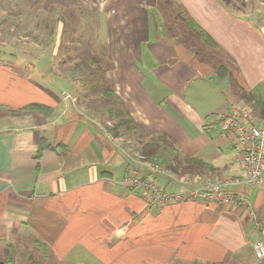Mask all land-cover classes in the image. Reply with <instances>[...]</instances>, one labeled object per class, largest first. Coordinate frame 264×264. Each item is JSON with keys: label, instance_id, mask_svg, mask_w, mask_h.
<instances>
[{"label": "crops", "instance_id": "0c3cea01", "mask_svg": "<svg viewBox=\"0 0 264 264\" xmlns=\"http://www.w3.org/2000/svg\"><path fill=\"white\" fill-rule=\"evenodd\" d=\"M168 1L178 9L174 21L192 20L214 45L188 28L186 35L202 46H189L192 52L178 32L169 35L152 27L157 0H48L43 5V11L48 6L82 8L109 25L107 87L148 138L141 142L121 130L137 135L133 123L120 126L121 119L112 113L104 123L100 112L76 105L72 91L60 94L58 86L39 83L36 74L15 61L23 52L6 48L15 62L0 60L5 83L0 100L7 106L0 105L7 109L0 111V264L7 259L27 264L34 255L35 264H244L253 254L258 233L242 207L202 200L153 204L144 186L123 184L133 175L168 194L182 191L167 175L123 158L129 154L137 163L140 157L134 153L154 135L172 139L183 159L196 158L214 170L192 176L241 177L240 164L218 127L219 114L229 103L243 102L242 92H253L264 102V17L258 27L251 22L249 0ZM58 23L64 29L63 17ZM207 79L217 80L215 88L223 85L216 97ZM159 87L166 89L165 98ZM170 101L179 119L162 105ZM30 105L47 111L8 112ZM40 145L44 149L38 153ZM167 163L164 169L172 162ZM230 190L249 200L264 226V183Z\"/></svg>", "mask_w": 264, "mask_h": 264}, {"label": "rangeland", "instance_id": "374dc122", "mask_svg": "<svg viewBox=\"0 0 264 264\" xmlns=\"http://www.w3.org/2000/svg\"><path fill=\"white\" fill-rule=\"evenodd\" d=\"M38 1L39 3H37ZM46 1L48 0H0L1 51L5 52L7 47L12 50L19 49L23 54H19L15 61H19V63L23 64L25 71L36 74V80L39 81V83L42 85L50 83L52 86H58L56 89L60 94L62 92L69 93L72 91L78 99L76 105L89 106L96 112H100L99 119L104 123H106L107 120H111L109 113H112L114 117L119 116L121 120L130 121L133 123L132 125L137 128V135H133L129 132V129L122 128L121 130L124 135L130 137L131 140H134V136L140 142L142 140H147L148 138L144 137L140 127L127 112L124 104L116 103L113 97L105 95L104 93L105 89L110 90L109 87H107L104 71L106 68L112 66L111 62L107 60V41H109L107 33L110 30L109 25L106 22H100V18H97L98 16L95 12L84 11L82 8L69 7L67 11H61V9L56 6H48L47 11H43V5H45ZM247 7L246 5L245 8ZM153 9L157 18L156 23L153 21V17L151 18L150 25L152 27L156 24L157 30L160 28L162 32L169 35L178 32L179 37L184 36L183 42L186 43L188 47L192 45L194 48L202 47L200 45L197 46V40L195 38L186 35V32L189 30L186 19L183 21L173 20L174 15H177L178 9L171 1L157 0L156 6ZM248 9L250 11L249 16L251 17V22L258 27L260 20H263L262 17H264L262 16V14H264V0H249ZM36 11L39 13H36ZM7 12L9 13L6 14ZM61 17H63L65 24H62L64 25V29L62 28V30H59L60 24L58 21L61 20ZM169 25H172L173 29H170ZM177 38L178 37L174 38V40L177 41ZM54 50L56 51L53 54ZM189 50L193 52V47H189ZM6 58H8L10 62H15L11 59L13 57L7 53V50L5 54H0V60H5ZM218 60L215 59V61ZM216 81L215 79L214 83ZM206 82L212 85V88L216 91L214 92L212 90L210 92L213 97L220 94L221 91L218 89L219 84L217 88H215L214 83H211L208 79ZM155 83L154 86H157ZM3 86H5V83L2 84L0 76V94ZM154 86H151L149 89L150 91L153 90L152 94L156 93L158 90ZM219 86L223 87L221 84ZM159 89H161L159 90L160 95L165 98L163 92L166 89L162 87H159ZM103 93L104 95H102ZM63 96L64 99L69 98L66 94H63ZM84 101L87 102L84 103ZM211 102L212 101L205 103V106L208 107ZM0 105L7 107L1 100ZM162 105L171 114L175 116L178 114L180 116L171 101L163 102ZM247 106H250L254 112L250 103ZM178 115L177 117L179 119L180 117ZM150 140L158 144L155 157L145 160L140 152L138 153L136 151L134 154H136V157H140L136 158V160L140 162L137 161V163H133V159L129 154H126V156L122 155L123 158L125 157V161L130 165L134 164L135 166L136 164L137 168H144L148 165V167H150H145V171L150 170L154 174L165 175L157 171H164V166L168 164V161L174 164L177 161L183 160V158L180 157V155H182L181 151H175L173 147L177 145H175L169 137L154 135ZM148 142L149 140L142 143L146 144ZM141 163L143 165H141ZM168 174L174 177L182 176H178L171 171ZM126 177L135 178L133 175H127ZM138 180L139 184L134 186L143 187L146 183L156 184L153 181ZM251 206L253 210V205L251 204ZM254 228L256 229V225H254ZM257 240L258 239L253 241L256 243ZM253 241H250V243L253 244ZM255 243L253 244V249ZM34 256H31L30 261H27L28 264H31V262L35 264V261H38L36 260V255ZM48 258L54 262L50 254ZM245 258L244 264H264V260L259 261L255 258L254 252L251 256L248 255ZM39 264H43L42 260Z\"/></svg>", "mask_w": 264, "mask_h": 264}, {"label": "built area", "instance_id": "2783aa9c", "mask_svg": "<svg viewBox=\"0 0 264 264\" xmlns=\"http://www.w3.org/2000/svg\"><path fill=\"white\" fill-rule=\"evenodd\" d=\"M218 119V127L234 152L235 160L240 164L241 177H235L232 180H210L188 174L174 177L165 169L157 172L167 175L170 181L182 188V191L168 194L157 184L152 183L144 184V188L153 204L167 200L175 202L202 200L230 203L242 207L248 212L258 233V240L253 249L254 256L257 260L263 261L264 226L257 222L249 200L240 192L232 191L230 188L242 186L255 188L264 183V119L258 118L250 106L239 101L229 103L227 108L219 114ZM123 184L131 187L139 184V180L126 177Z\"/></svg>", "mask_w": 264, "mask_h": 264}, {"label": "trees", "instance_id": "16d2710c", "mask_svg": "<svg viewBox=\"0 0 264 264\" xmlns=\"http://www.w3.org/2000/svg\"><path fill=\"white\" fill-rule=\"evenodd\" d=\"M187 26L189 29L195 31L197 35L199 36V39H201L203 42L208 43L210 45H214L212 40L208 37V35L199 27L197 26L192 20H187ZM105 95L112 96V93L110 90L105 89L104 91ZM241 100L248 105L249 103L254 109V112L256 113V116L260 119H264V102L260 101L255 93L253 92H242L241 94ZM242 102V101H241ZM7 110L6 108L0 107V111ZM47 111L46 107L40 106V105H30L27 106L21 110H8L9 113L20 115L23 113H28L31 111ZM45 113V112H44ZM120 123L118 125L124 126L127 125V121L120 120ZM135 131V130H134ZM158 148V144L155 143L153 140H149L148 143L142 145L140 148V154L143 156L145 160H149L152 157L156 156V150ZM44 149L43 145H40V148L38 149V153H40ZM175 162V161H174ZM167 170H170L176 175H190L192 173H199L203 174L207 171L214 170L204 162L196 159V158H184L181 161H177L174 164L167 165ZM38 247L42 251L43 257H46L45 248L42 244H38ZM4 264H12L11 259L6 261ZM28 264V263H27ZM32 264V262H31Z\"/></svg>", "mask_w": 264, "mask_h": 264}]
</instances>
